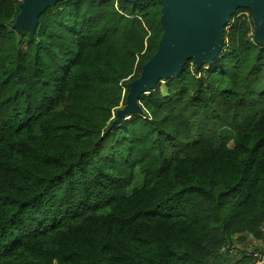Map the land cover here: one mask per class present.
Here are the masks:
<instances>
[{
    "label": "trees",
    "instance_id": "trees-1",
    "mask_svg": "<svg viewBox=\"0 0 264 264\" xmlns=\"http://www.w3.org/2000/svg\"><path fill=\"white\" fill-rule=\"evenodd\" d=\"M23 3L0 0V264H255L264 42L248 36L252 11L230 15L209 64L188 59L112 124L157 51L163 4L56 0L30 32L14 26Z\"/></svg>",
    "mask_w": 264,
    "mask_h": 264
},
{
    "label": "water",
    "instance_id": "water-1",
    "mask_svg": "<svg viewBox=\"0 0 264 264\" xmlns=\"http://www.w3.org/2000/svg\"><path fill=\"white\" fill-rule=\"evenodd\" d=\"M56 0H24L15 23L34 30L37 16ZM163 4L161 35L156 53L143 65L141 75L129 84L124 112L139 110L137 101L149 94L162 77L179 73L188 59L195 66L217 55L223 30L231 14L238 9L252 11L254 39L264 42V0H158ZM209 59V60H207Z\"/></svg>",
    "mask_w": 264,
    "mask_h": 264
},
{
    "label": "rangeland",
    "instance_id": "rangeland-1",
    "mask_svg": "<svg viewBox=\"0 0 264 264\" xmlns=\"http://www.w3.org/2000/svg\"><path fill=\"white\" fill-rule=\"evenodd\" d=\"M247 18H250L249 13H248V17ZM207 60H209V59H207ZM211 61H212V59L209 62H205V63L209 64ZM162 78L165 79V77H162ZM161 82H163V81L161 80ZM125 105L124 106H120L116 110V112L114 113V116H113L112 124H115V123L120 124L121 121L130 120V114H126L124 112ZM219 133L221 135H224V136H227V137H231L233 135L232 131L230 129H228V128L221 129L219 131ZM249 247H250V249L257 248L259 250L258 253H263L264 252V240H261V241L260 240L259 241L255 240V241H253V243ZM250 252H257V251H250ZM225 254L231 259V262H233L234 260H236L238 258L237 254H235L234 252H232V253L228 252V253H225Z\"/></svg>",
    "mask_w": 264,
    "mask_h": 264
},
{
    "label": "built area",
    "instance_id": "built-area-1",
    "mask_svg": "<svg viewBox=\"0 0 264 264\" xmlns=\"http://www.w3.org/2000/svg\"><path fill=\"white\" fill-rule=\"evenodd\" d=\"M248 13H249L248 11L244 10V11L238 12L237 15L238 16L239 15H243V16H245L247 18L248 17ZM234 19H235V17L231 18L230 23H229L228 26L231 25V23L233 22ZM247 19H249V18H247ZM248 36H249L250 39H254V27H253V29L250 30ZM222 250H224V249H222ZM232 252H234V251H229V253H232ZM250 253L252 254L253 258L255 259V264H264V254H261V253H258V252H249V253H247V255H249Z\"/></svg>",
    "mask_w": 264,
    "mask_h": 264
}]
</instances>
